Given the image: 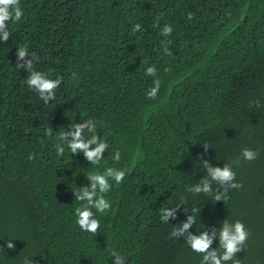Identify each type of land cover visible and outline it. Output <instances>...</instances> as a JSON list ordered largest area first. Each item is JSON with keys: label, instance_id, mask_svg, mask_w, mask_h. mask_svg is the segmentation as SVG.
Returning <instances> with one entry per match:
<instances>
[{"label": "trees", "instance_id": "16d2710c", "mask_svg": "<svg viewBox=\"0 0 264 264\" xmlns=\"http://www.w3.org/2000/svg\"><path fill=\"white\" fill-rule=\"evenodd\" d=\"M20 7L23 17L8 22L11 35L0 41V264H114L112 251L125 264H200L184 237L170 238L192 209L199 211L187 232L216 230L210 251L222 223L239 220L249 238L234 258L264 264V0H20ZM136 24L143 31L134 32ZM165 24L169 36L161 35ZM24 45L39 57L34 70L62 78L47 104L16 67ZM149 66L156 77L145 74ZM157 77L160 90L149 99ZM89 119L96 132L85 129V138L109 145L100 163L66 145L58 156L56 137ZM246 147L259 156L233 164L243 187L229 189L226 202L187 191L207 175L199 158L223 166ZM106 168L126 175L109 180L110 210L92 209L100 221L93 235L76 223L75 193ZM162 208H177L168 223Z\"/></svg>", "mask_w": 264, "mask_h": 264}, {"label": "clouds", "instance_id": "9594fccd", "mask_svg": "<svg viewBox=\"0 0 264 264\" xmlns=\"http://www.w3.org/2000/svg\"><path fill=\"white\" fill-rule=\"evenodd\" d=\"M24 13L20 7V0H0V41L6 42L11 33L8 30V22L13 23L19 22L23 17ZM189 19H192V14H189ZM159 17H157V21ZM155 26V25H154ZM133 31H143L140 24H136L133 27ZM173 32V28L170 24H165L161 29V35L169 36ZM168 42H162L163 51L165 54L171 56L172 53L168 48ZM27 57H30L28 59ZM17 64L18 69L23 68L28 71L29 75L26 83L30 89L35 90L39 94V98L47 104L49 101L55 99L57 88L62 82L61 77L56 79L47 78L46 75L40 71L34 70V64L39 62V57L35 53L30 54L28 52L27 45L19 47L17 49ZM22 61V63H21ZM147 63V61H145ZM148 76L156 77V69L153 66H149L145 72ZM75 75V74H73ZM161 81L157 77L153 81V87L148 90L147 97L149 99H155L160 90ZM257 106L259 100L254 101ZM67 132L60 133L56 139L59 141L56 145L57 155H62L65 151V145L71 151L72 154L83 153L86 160L92 165H98L103 159V153L108 149V143L106 140H101L97 135H92L90 138H85L84 131L87 129L89 133L96 132L95 121L89 119L82 123H76L69 128ZM46 135L51 136L52 129L46 130ZM205 148H208L205 146ZM259 156V150L243 148L240 156L235 161L225 163L223 166L212 167L208 161L199 158L206 169L207 175L200 179V182L190 188L187 191L199 194L204 193L211 195L215 201L228 200L229 189H240L243 184L236 180V173L233 170V164L239 166L241 158L245 161H254ZM32 154H29V159H32ZM115 161L120 160V152L116 151L113 157ZM126 175L124 170H118L115 168H106L103 173L94 172L88 177V186L81 187L80 190L75 193L77 201L82 202L81 206L75 208L74 213L77 217L76 223L79 228L84 231L96 235L100 228V221L95 218L92 211L93 208L97 212L104 214L111 208V203L105 198L104 194H107L112 185L109 180H114L117 184L122 183ZM215 182L219 188L214 192L212 184ZM177 208H162L160 209V219L163 223H168L169 217L174 218V214ZM199 211L198 209H192L191 215L187 217V220L183 222L179 227H174L170 234L171 237H184L186 244L190 246V249L196 253L202 254L200 264H227L231 261L232 264H240V260L235 259V254L244 250L245 244L249 238V232L245 228L243 222L237 220L232 224H229L225 220L219 232V247L216 250H209L212 244L213 238L217 237L215 228L209 233L208 231L200 232L199 235H193L187 232L188 229L193 228V224L196 222V216L194 213ZM8 249L14 248L12 240L6 242ZM222 250V251H220ZM3 251V249H0ZM110 256L114 258V264H125V257L116 252L112 251ZM24 264H33L31 259L25 258Z\"/></svg>", "mask_w": 264, "mask_h": 264}]
</instances>
